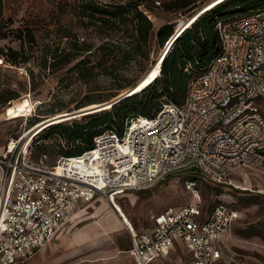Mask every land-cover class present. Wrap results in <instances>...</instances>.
<instances>
[{
    "label": "built area",
    "instance_id": "1",
    "mask_svg": "<svg viewBox=\"0 0 264 264\" xmlns=\"http://www.w3.org/2000/svg\"><path fill=\"white\" fill-rule=\"evenodd\" d=\"M218 30L221 52L190 79L182 105L166 103L122 135H98L90 150L61 157L54 166L47 165L46 154L29 160L32 141L23 145V134L0 143V264L35 256L81 200L99 196L117 209L115 194L151 188L180 172L213 184L238 169L264 176V114L255 103L264 104V6L219 21ZM87 155L97 168L78 169L74 159ZM69 161L74 171L64 170ZM186 187L196 203L167 209L150 230L130 227L137 262L150 264L182 240L192 264H239L219 244L237 209L218 203L204 215L195 181Z\"/></svg>",
    "mask_w": 264,
    "mask_h": 264
},
{
    "label": "rangeland",
    "instance_id": "2",
    "mask_svg": "<svg viewBox=\"0 0 264 264\" xmlns=\"http://www.w3.org/2000/svg\"><path fill=\"white\" fill-rule=\"evenodd\" d=\"M99 1L115 3L118 0ZM146 1L152 13L150 16L155 31L168 23H172L177 31L183 22L218 2L217 0H197L195 7L185 12V9L167 8L164 4L171 0ZM80 5V0H0V92L9 89L16 96L0 107L1 143H5L11 137L18 138L28 133L39 124L45 128L49 123L60 119L65 120L63 123L68 125L74 121L86 123L90 118L88 115H83L88 112L85 110L100 106L96 109L99 110L109 106L119 98L121 99L120 94L123 90L129 91L150 71L156 69L163 55L164 45L160 46L154 35L147 55L133 59L127 67L119 71L117 78H112L101 71L91 78L81 79L76 72L70 70L76 60L67 64L59 63L58 60L54 61L52 55L54 52L61 54L72 50L75 36L80 40L85 39L93 48L110 38L106 30L91 22L88 17L81 15ZM263 6L264 2L252 8L257 9ZM211 13L218 14L217 17L222 16L221 20L229 23L244 11L230 7L226 11ZM219 13L222 14L219 15ZM112 39L117 40L116 36ZM9 49L18 51L17 64L7 60L5 54ZM97 59L98 54L91 55L89 58L91 62H97ZM46 60L47 65H44ZM255 103L258 106L257 109L264 114L263 102L255 99ZM79 106L82 107L75 109ZM52 112L55 114L51 115ZM102 112L104 111L94 114ZM46 116L48 117L44 120L33 124ZM141 121L140 119L139 122ZM107 131L108 129H105V132ZM49 132L51 129L46 133H40L39 138H33L32 157L42 150H47L50 154L48 163L53 164L59 157L60 150L63 149L61 146L64 145L66 149H70L83 144L81 141H77L76 144L68 143L64 138ZM45 134H47L46 137H44ZM88 155L87 158L74 159L78 169L91 168L93 163L88 159ZM68 168L74 169L71 164ZM190 180L195 181L197 185L202 201L200 211L204 215L218 203L228 204L237 209L238 217L225 233L226 241L236 262L264 264V176L253 170L232 171L227 175L226 181L218 184L205 181L195 172H180L160 180L151 188L128 191L117 196L115 194V206L125 221L118 218L115 211L107 208L101 197L95 196L77 208L79 212L74 219L76 225L70 230L68 228L64 231L62 228L63 231L60 233L71 236L84 225L92 227L93 223L98 222L101 225H96V228L101 231L105 228L106 231L103 236L97 235L95 240H90L88 243L100 240L109 244L117 236L120 249L126 247L128 243L131 246L130 227L133 232L139 233L153 226L167 209L186 203H196L193 192L186 187ZM104 209L109 211L105 212ZM112 209L114 210L113 206ZM110 211L121 222L118 219L113 220ZM111 220L113 221L110 223ZM96 228L94 225L90 229L91 232L95 233ZM120 230L125 231L120 233ZM58 241L59 239H55L32 258L16 264H48L55 261L56 264H112L107 260L108 254L97 259L80 257L61 259L62 252L69 246L56 249L55 244ZM43 249L44 252H42ZM171 257V264H189L188 255L180 249L172 252Z\"/></svg>",
    "mask_w": 264,
    "mask_h": 264
},
{
    "label": "trees",
    "instance_id": "3",
    "mask_svg": "<svg viewBox=\"0 0 264 264\" xmlns=\"http://www.w3.org/2000/svg\"><path fill=\"white\" fill-rule=\"evenodd\" d=\"M80 1L81 15L88 17L91 22L110 34V38L105 39L96 48H93L85 39L80 40L75 36L71 46L72 50L64 51L61 54H57V52L52 54L54 61L58 60L59 63L67 64L76 60L70 70L76 72L81 79L91 78L101 71L112 78H117L119 71L127 67L133 59L147 55L153 35L156 36L160 46L164 45L163 55L153 71L154 77L151 80L129 92L123 99L121 98L102 109L83 114L90 118L86 123L74 121L68 125L63 123L65 120L60 119L42 128L34 137L39 138L40 133H46L51 129L49 133L64 138L68 143L76 144L77 141H81L83 144L70 149H66L64 145L61 146L63 149L60 148L61 153L53 164L48 163L50 154L47 150H42L32 157L33 146L30 144L29 160L31 162H35L40 155L46 154L47 165L54 166L61 157L79 156L90 150L93 147L94 138L98 135L111 132L122 135L140 119L153 118L164 104L182 105L186 99L190 79L204 71L210 61L221 52L218 22L222 21V16L217 17L218 14L211 12L226 11L230 7L246 11L252 6L264 2V0H217V4H212L193 15L182 30L175 35L177 28L174 29L172 23L164 24L155 31L150 16L152 13L146 0H118L115 3H101L99 0ZM196 1L171 0L164 5L175 10L185 9L186 12L195 7ZM142 4L150 14L142 9ZM221 14L219 13V15ZM113 36H116L117 40H113ZM169 45L170 48L166 50ZM96 54H98L97 62H91L90 56ZM5 55L12 64L18 63L17 50L9 49ZM44 65H47V60ZM125 91L127 89L122 92ZM14 95V92L9 89L0 92V107L15 98ZM80 107L82 106L75 109ZM100 111L104 112L94 114ZM53 114L55 113L52 112L51 115ZM47 117H43L33 124ZM105 129L108 131L105 132ZM32 142H34L33 139Z\"/></svg>",
    "mask_w": 264,
    "mask_h": 264
},
{
    "label": "crops",
    "instance_id": "4",
    "mask_svg": "<svg viewBox=\"0 0 264 264\" xmlns=\"http://www.w3.org/2000/svg\"><path fill=\"white\" fill-rule=\"evenodd\" d=\"M128 191H136V190H127V191H124V192H128ZM124 192L118 193V194H116V196L120 195V194H122ZM89 201H85V200L79 201L77 206L73 209L72 213L70 214L66 225L63 227L64 231L66 229H68V228L70 230L76 225L74 223V219L77 218V215H78V212H79V211H77L78 210L77 208H79V206L82 203L89 202ZM104 203L106 204V206L108 208L110 206V208L112 209V206L106 200H104ZM104 211L106 212V211H109V210H105L104 209ZM113 211H115V210H113ZM109 213H110L111 216H113L112 217L113 220L118 219V218H116L114 213H112L111 211ZM107 215H109V214H107ZM113 220H111L109 222L111 223ZM92 225H93L92 227L89 226V225H84L83 227H81L77 231H75L73 234H71V236H69V235L67 236L65 234L62 235V233H60L61 231H63L62 229L58 232L57 236L54 238V240L55 239L56 240L59 239V241L55 244L56 249H60V248H63L65 246H67V247L69 246V248H67L66 250H64L62 252L61 259H64V257H70L72 259L79 258V257L80 258H86V259H97V258H100L102 255L106 256L108 254L107 255L108 256L107 260L110 261L112 264H139L137 262L135 256H134L132 250H131L132 240H133L132 234H131V246L129 245L130 243H128V245L126 247L122 248V249L119 248V245H118V242H117V236H116V238L114 240H111V242L109 244H105L104 242H102L100 240H97L96 242L88 243V242H90V240H95L94 238H96L97 235H100L99 237L103 236L104 232L106 231L105 228H103L104 231H101V230H99V228H96V225H101L98 222L93 223ZM94 225H95V228H96L95 230H97V231H95V233L91 232V230H90V229H92L94 227ZM122 225H124V224H122ZM124 226L127 227L126 225H124ZM153 226H151L150 228H148L146 230L152 229ZM146 230H143V231H146ZM124 231L125 230H120V233H122ZM127 242H129V241L127 240ZM219 244H220V247L224 251L228 252L232 256L233 252H232L231 248L228 246L225 234H223L220 237ZM48 245H50V244H48ZM48 245H46V246H48ZM178 249L182 250L183 252H185L188 255L189 264H192L191 251H190L189 247L182 240H177L175 242V247L167 255L160 256V257L154 259L150 264H171L172 263L171 262L172 261L171 260V258H172L171 257V253L174 252L175 250H178ZM44 251L45 250L43 249L42 252H44ZM64 252H65V254H64ZM234 260L236 262L235 258H234ZM56 263L57 262L55 261L53 263H48V264H56Z\"/></svg>",
    "mask_w": 264,
    "mask_h": 264
},
{
    "label": "bare ground",
    "instance_id": "5",
    "mask_svg": "<svg viewBox=\"0 0 264 264\" xmlns=\"http://www.w3.org/2000/svg\"><path fill=\"white\" fill-rule=\"evenodd\" d=\"M188 21V20H187ZM187 21L176 31V33H175V35L176 34H178L181 30H182V28L185 26V24L187 23ZM174 35V36H175ZM170 48V45L168 46V47H166V50H168ZM157 73H159V72H157ZM154 77V73H153V70L152 71H150L143 79H141V81L135 86V87H133L132 89H130L129 91H128V93L129 92H131L132 90H134L135 88H137V87H140L144 82H146V81H149V80H151L152 78ZM126 92V91H125ZM127 93V94H128ZM124 94V93H123ZM125 95V94H124ZM123 95H121V97H122ZM100 106H97V107H92V108H89V109H87V110H85V112H89V111H92V110H96V109H98ZM80 112H82V111H80ZM45 126V125H44ZM43 128V125L42 124H39V125H37L36 126V128H34V129H32V130H30L28 133L26 132V133H24L23 135H22V141H23V145H25V146H28L29 144H30V142L32 141V139L34 138V136L41 130ZM70 163V162H69ZM71 164V163H70ZM69 164V165H70ZM94 168H97V165H95V164H92V166H91V168L90 169H94ZM64 170H70V171H74L75 169H70V168H68V167H64ZM109 203H110V201H109ZM112 206V205H111ZM108 208V207H107ZM109 209H111L110 208V206H109ZM112 211H113V209H111ZM114 210H115V214H116V216L118 217V218H121V220H123V221H125L124 219H122V215H121V213H120V211H119V209L117 208H114Z\"/></svg>",
    "mask_w": 264,
    "mask_h": 264
},
{
    "label": "water",
    "instance_id": "6",
    "mask_svg": "<svg viewBox=\"0 0 264 264\" xmlns=\"http://www.w3.org/2000/svg\"><path fill=\"white\" fill-rule=\"evenodd\" d=\"M127 92V91H126ZM126 92H124V93H126ZM123 95V94H122ZM125 95H127V94H125ZM125 95H123L121 98L123 99V97L125 96ZM120 99V98H119Z\"/></svg>",
    "mask_w": 264,
    "mask_h": 264
}]
</instances>
